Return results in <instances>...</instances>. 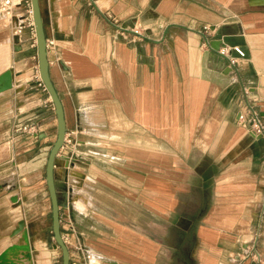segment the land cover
Here are the masks:
<instances>
[{
    "label": "crops",
    "instance_id": "crops-1",
    "mask_svg": "<svg viewBox=\"0 0 264 264\" xmlns=\"http://www.w3.org/2000/svg\"><path fill=\"white\" fill-rule=\"evenodd\" d=\"M38 2L65 119L54 182L69 264H233L249 244L264 260V133L246 107L264 125V0ZM21 14L0 15V73L13 74L0 92V261L61 264L24 217L26 185L10 183L28 149L19 124L38 125L39 143L56 130ZM233 46L236 68L220 53ZM42 145L28 161L38 175Z\"/></svg>",
    "mask_w": 264,
    "mask_h": 264
},
{
    "label": "water",
    "instance_id": "water-1",
    "mask_svg": "<svg viewBox=\"0 0 264 264\" xmlns=\"http://www.w3.org/2000/svg\"><path fill=\"white\" fill-rule=\"evenodd\" d=\"M30 4L32 11L34 32H35V43H36L39 75L41 82L44 86V89L48 93L50 100L53 104L54 112L56 115L55 138L49 148L44 166L45 185L50 200L51 233L54 242L60 249L61 264H69L68 248L60 232L59 202H58V196L54 182V160L59 152L60 147L63 144L64 136H65L64 112H63V106L61 100L51 81L49 74V63L47 59V50H46V34L44 31V26L41 18L39 2L38 0H30ZM18 37L19 35H15L13 37L15 43H18ZM208 43L212 49L218 51V48L222 43V40L221 39L209 40L208 38ZM12 85H13L12 70L10 68H7L0 73V92L11 88ZM21 125L22 124H19L20 127ZM37 136L41 138L42 136H44V132L43 131L38 132ZM10 199L13 203L18 202V196L16 194L12 195ZM22 222L24 225L23 220ZM0 264H15V262L13 260H7V261H0Z\"/></svg>",
    "mask_w": 264,
    "mask_h": 264
},
{
    "label": "rangeland",
    "instance_id": "rangeland-1",
    "mask_svg": "<svg viewBox=\"0 0 264 264\" xmlns=\"http://www.w3.org/2000/svg\"><path fill=\"white\" fill-rule=\"evenodd\" d=\"M34 125L36 132H38V125L36 124ZM55 133L56 130L52 128L51 130L48 131L47 139L43 143H39L37 142V137L32 136L30 131H28V129L22 132L23 135L21 136L22 149L25 147L28 149L20 156V159H24L23 163L18 165L17 170L15 171L16 174L12 176L13 178H11L12 181L10 182L11 184L15 182L19 184L23 183V185H26L23 186L21 189V195L24 199V205H25L24 211L22 210L23 214L25 215L24 217H26L30 221L37 220L42 228L41 229L42 232L40 234L42 235V237L48 236L50 243L53 240L52 237L50 238L51 235L50 200L47 195V191L46 193L43 192L45 191L44 189L45 180H43L42 182L36 178H38V176L40 178V176L44 175V166H45L46 157L49 148L55 138ZM41 144H43L42 155L39 161V167H41V169H39V173H41V175H38V173L34 172L35 170H38L35 169L36 164L29 163L28 161L31 158L30 156H32L37 151V148L41 146ZM25 160L27 161L24 162ZM19 172L26 177H20V175L18 177ZM24 217L22 218L19 217V218L24 219ZM18 255L22 256V253L18 251Z\"/></svg>",
    "mask_w": 264,
    "mask_h": 264
},
{
    "label": "built area",
    "instance_id": "built-area-1",
    "mask_svg": "<svg viewBox=\"0 0 264 264\" xmlns=\"http://www.w3.org/2000/svg\"><path fill=\"white\" fill-rule=\"evenodd\" d=\"M18 7L23 9V14H21L20 16V19H21L20 23L16 25V33L20 35L25 27L28 28L32 35L31 43L35 44V39L33 37L34 25H33V19H32L30 0H0V15L4 14L7 17L11 18L13 14V10ZM113 20L116 21L115 19ZM203 29H204L203 31H205L207 29V26H204ZM130 31L139 39L143 38L144 36L142 32L140 31V28L136 26L135 24H133L130 27ZM53 45H54V40L52 38H47L46 48L52 47ZM201 46L202 47L209 46L207 35H204V40L201 42ZM232 49L235 52V55H231L230 52L227 50L225 51L220 50V53L227 56V61H228V65L230 66V68H236L238 59L244 56V51L238 46H233ZM242 91L244 95L246 96L247 88L242 86ZM246 107H247V111L249 115L248 130L254 135L262 136L264 133V125L261 121L258 110L254 108L253 106L249 105L248 103ZM239 119L242 122L244 121L243 115L241 113L239 114ZM26 129L30 131L32 136L34 137L37 136V132H36L34 124H22L20 127V130L25 131ZM62 238L63 240H65V237L63 234H62ZM84 257L86 260H90L91 253L85 252ZM246 261H251L252 263H255V264L264 263L262 256L255 250V247L253 244H249L242 251V253L238 256V258L234 260L233 264H245Z\"/></svg>",
    "mask_w": 264,
    "mask_h": 264
},
{
    "label": "bare ground",
    "instance_id": "bare-ground-1",
    "mask_svg": "<svg viewBox=\"0 0 264 264\" xmlns=\"http://www.w3.org/2000/svg\"><path fill=\"white\" fill-rule=\"evenodd\" d=\"M21 225H22V223L20 222V223H19V228H18V229H20V226H21ZM18 229H16V230H18Z\"/></svg>",
    "mask_w": 264,
    "mask_h": 264
}]
</instances>
